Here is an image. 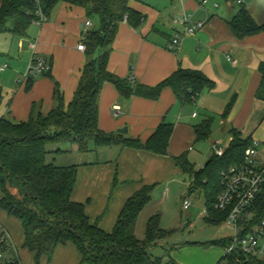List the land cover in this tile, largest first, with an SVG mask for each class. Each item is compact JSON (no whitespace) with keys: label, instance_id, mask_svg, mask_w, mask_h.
<instances>
[{"label":"crops","instance_id":"crops-1","mask_svg":"<svg viewBox=\"0 0 264 264\" xmlns=\"http://www.w3.org/2000/svg\"><path fill=\"white\" fill-rule=\"evenodd\" d=\"M201 2L130 0L129 6L138 11L143 20L138 26L126 20L118 26L107 61V70L113 75L130 79L133 84L154 87L180 67L203 73L213 81L214 86L210 90H203L192 102H181L170 86L163 87L158 97L152 99L141 95L123 97L113 84H103L98 99V127L103 132L145 142L159 123L165 121L173 125L166 154L112 143L99 147L111 148L116 155L113 160L77 165L71 198L85 204V212L91 220L105 210L99 226L106 232L112 230L126 199L143 185L152 186L159 170V173L183 171L175 162V157L184 154L187 159V152L193 149V144L202 142L195 141L194 125L213 117L212 132L205 140L210 147L205 150L206 153L213 150L209 155L211 157L213 154L219 155L218 150L223 152L224 147L217 145L225 134L230 141V129L237 130L242 139H253L264 122V100L254 96L260 79L259 67L264 64V31L237 38L229 26V21L241 9L247 10L256 23H264V0H242L241 3H237V0H207L204 5ZM181 12L190 15V23L203 22V27L192 34L182 35L179 44L170 49L168 41L183 29L173 21ZM87 19L91 22L89 30L98 28V19L88 18L83 7L59 3L50 19L29 26L27 35L31 32L30 36L33 37L29 43L36 44L31 57H43L50 65V76L46 73V76L35 81L29 80L26 89L30 88V93L18 90L13 96V110L6 109L1 116L12 121L26 120L33 105L42 113L48 112L56 105L55 88L62 94L65 105L70 102L86 61L85 50H78L76 46L82 40L83 23ZM98 52L95 51V55ZM230 101L231 107L224 117L222 114ZM121 127H126L125 133L117 132ZM114 179L117 187L109 196ZM146 207L137 217L135 236L146 225L148 218L154 215L146 214ZM0 224L21 247L23 235L20 222L0 211ZM159 225L162 228L160 220ZM221 249L175 251L179 261L175 262L219 264V259L224 255ZM17 254L20 264H35L33 253L17 249ZM162 260L164 263L168 261L166 254ZM78 261L79 253L72 244L67 243L59 245L50 261L43 259L41 264H77Z\"/></svg>","mask_w":264,"mask_h":264},{"label":"trees","instance_id":"trees-1","mask_svg":"<svg viewBox=\"0 0 264 264\" xmlns=\"http://www.w3.org/2000/svg\"><path fill=\"white\" fill-rule=\"evenodd\" d=\"M130 0H0V32L7 20L13 24L8 29L16 36H26L29 26L50 19L59 3L83 7L87 17H96L99 26L86 32V61L79 75L78 84L70 102L65 105L58 88L54 90L56 105L46 113L32 106L26 120L12 121L0 117V211L20 222L22 248L33 253L35 264L43 259L49 262L59 245L72 244L79 253L77 264H176L170 252L168 261L164 255L155 256L150 248L164 239L168 231L159 225V215L150 216L146 222L144 238L135 236L137 217L147 204L151 185H143L124 202L110 232L99 226L104 211L95 220L85 212V204L73 201L71 196L76 182L77 166H58L45 161L46 146L63 140L75 142L80 150H86L89 141L96 146L112 143L123 147L142 149L155 154H166L173 125L161 122L145 141L120 138L117 133H105L98 127V99L104 83L115 86L123 97L141 95L155 99L161 89L170 86L181 102H192L203 90H210L214 83L203 73L178 68L154 87L133 84L130 79H120L107 70L111 43L119 24L124 20L138 26L143 16L129 6ZM237 38L264 31V23L258 24L249 12L240 13L229 21ZM99 51L95 55V51ZM49 72H47V75ZM260 79L254 96L264 100V64L259 67ZM50 76V75H49ZM231 101L223 112L225 117ZM213 117L205 118L193 126L195 141H205L212 132ZM230 141L221 155L213 154L203 168L194 169L184 154L175 162L191 177L189 192L200 189L204 196L207 215L204 222L218 224L226 213L214 208L221 190V172L244 159V151L252 139H242L234 128L229 130ZM113 180L109 196L115 190ZM15 190L13 192L12 190ZM256 217H264V189L254 202ZM222 248L223 240L205 243ZM219 264H264V259L242 253L223 255ZM5 264H10L5 263Z\"/></svg>","mask_w":264,"mask_h":264},{"label":"rangeland","instance_id":"rangeland-1","mask_svg":"<svg viewBox=\"0 0 264 264\" xmlns=\"http://www.w3.org/2000/svg\"><path fill=\"white\" fill-rule=\"evenodd\" d=\"M234 7L237 8L236 5ZM92 19L95 20L96 17ZM12 24L11 19L7 20L3 27L4 30L0 32V66L6 65L5 70H0V116L6 109L13 110L12 105L15 103L13 96L18 90L30 93V88L26 89V83L29 80L35 81L41 76H46V73H38L30 75L22 83L18 82V78L24 73L31 58L33 48L29 41L33 37L30 36L31 32H28L26 36L12 34L8 30ZM32 31H35V28H32ZM253 139L258 140L260 157L264 158V122L254 134ZM228 141L229 137L225 134L217 146L225 148ZM209 148L207 143L202 141L193 144V149L187 152V159L195 170L202 167L208 160L210 153L213 152L211 149L206 153L205 150ZM46 151L45 161L58 166H77L84 162L113 160L116 156L111 148H100L92 141H89L86 150H80L75 142L63 140L48 144ZM159 172L160 170L156 173L157 179L153 181L145 211L146 214L159 215L161 226L168 231V234L150 249L153 255L160 256L170 252L171 257L179 262L175 251H221V246L217 244L205 246V243L220 240L227 243L232 236V227L223 221L218 224L204 222V196L200 189H193L189 192L190 176L188 173L180 170ZM12 191L15 192L14 189ZM185 196H189L191 202L187 209L182 207V199ZM144 230L145 226L137 231L138 239L144 238ZM12 240L19 251H27L20 247L15 242L16 240ZM178 257L180 258L179 254Z\"/></svg>","mask_w":264,"mask_h":264},{"label":"built area","instance_id":"built-area-1","mask_svg":"<svg viewBox=\"0 0 264 264\" xmlns=\"http://www.w3.org/2000/svg\"><path fill=\"white\" fill-rule=\"evenodd\" d=\"M206 2L207 0H202L201 5ZM241 2L242 0H237V3ZM124 20H126V16ZM44 21L45 17L40 14L37 23L40 24ZM173 21L180 24L183 29L176 32L168 41L170 49L179 44L182 35L192 34L203 27L201 21L190 23V15L185 12H181ZM90 27V20H85L82 39ZM35 45L34 42L31 43L32 48H35ZM76 48L81 51L85 50L82 40L79 41ZM5 68L6 65H3L0 70ZM49 71L50 65L45 59L33 55L28 61L24 73L18 78V82L26 81L30 75ZM194 115L195 113H193ZM258 146V140L252 139L251 144L244 151V159L221 172V190L216 196L214 208L226 213L223 222L232 227V236L223 247L224 255L240 252L246 256L264 259V217L257 219L254 205L256 197L264 189V158L260 157ZM218 154L221 155L222 151L218 150ZM190 203L189 196H185L182 201L183 209H187ZM204 215H207L206 209ZM8 262L20 264L12 236L0 224V264Z\"/></svg>","mask_w":264,"mask_h":264},{"label":"water","instance_id":"water-1","mask_svg":"<svg viewBox=\"0 0 264 264\" xmlns=\"http://www.w3.org/2000/svg\"><path fill=\"white\" fill-rule=\"evenodd\" d=\"M118 133H125L126 132V127H121L117 129Z\"/></svg>","mask_w":264,"mask_h":264}]
</instances>
